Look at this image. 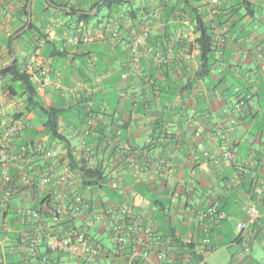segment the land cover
I'll return each mask as SVG.
<instances>
[{
  "label": "crops",
  "instance_id": "1",
  "mask_svg": "<svg viewBox=\"0 0 264 264\" xmlns=\"http://www.w3.org/2000/svg\"><path fill=\"white\" fill-rule=\"evenodd\" d=\"M59 1L83 3V0ZM194 1L200 6L204 20L214 28L210 71L201 74L196 43L200 33L193 17L184 13L179 20L180 14L174 13L169 24L159 20L154 33L160 46L164 45L162 34L166 29L168 34L190 35L185 42L191 47L190 54L185 52L182 41H177L169 51L180 69L175 70L173 62L158 68L145 53L139 61L138 73L124 79L123 72L132 64L126 44L109 37L80 44L69 40L78 29L98 30L107 17L116 11L127 12L131 5L115 7L111 15L107 12L89 23L75 24L61 9L47 8L42 0H32L35 29L14 41V49L45 105L61 111L59 131L66 140H51L45 132L44 119H39L36 112H27L19 118V113L25 111L23 98L4 91L0 92V120L7 118L21 126L20 133L10 142V151L18 152L23 146L41 141L54 148L61 166L79 178L84 177L83 168L95 167L102 170L106 179L110 175L117 177L115 185H111L116 200L110 199L102 187L84 186L82 192L94 197L97 203H127L155 220L165 235H172L169 234L172 230L178 240L172 252L178 264L185 257L199 264L182 247L187 243L195 244L206 264H211L210 258L223 249L226 259L222 264H264V215L251 223L252 251L248 257L242 258V245L236 241L237 224L249 218L240 196L255 199L264 214V195L261 198L255 195L256 185L264 184V0H250L253 14L243 0H219L220 8H224L216 15L208 14L209 0ZM24 2L0 0L2 61L7 57L2 41L25 19L18 13ZM156 4L157 0H136L134 6L146 11ZM225 26L228 31L224 33ZM29 65L35 69H28ZM39 68H45L48 75L40 73ZM148 78L153 82H148ZM78 81L85 89L78 90ZM3 82L12 81L6 78L0 80V84ZM241 96L249 103L234 112ZM90 99L94 100L92 107ZM217 130L222 131L221 136ZM223 140L237 145L238 154L232 162L215 165L213 158L221 154ZM159 156L173 163L171 176L162 175L158 169ZM133 157L143 169L138 180L121 168L124 160ZM35 158L38 170L49 161L40 156ZM182 181L186 186L181 189L177 206L172 208V191ZM214 200L220 202L219 221L212 224L211 245L207 250L200 244L201 234L192 216L197 208L206 209ZM162 206L170 218L163 214ZM94 232L103 244L99 236L105 233L110 246H104L113 248L101 227ZM16 260L22 264L19 258ZM102 260L109 264L108 251Z\"/></svg>",
  "mask_w": 264,
  "mask_h": 264
},
{
  "label": "built area",
  "instance_id": "2",
  "mask_svg": "<svg viewBox=\"0 0 264 264\" xmlns=\"http://www.w3.org/2000/svg\"><path fill=\"white\" fill-rule=\"evenodd\" d=\"M129 11L131 8L127 12L116 11L102 21L96 31L78 29L69 41L80 44L109 37L120 44H126L132 64L127 72H123L124 79L138 73L139 61L145 53L158 68H165L173 62L174 69L179 70L180 65L175 64L176 58L169 51L177 41H182L185 52L190 54L191 47L185 44L191 38L190 35L180 32L171 33L173 37H170L166 29L162 34L164 45L160 46L156 43L158 36L154 28L163 18V5L157 2L135 18ZM207 11L210 15L220 13L219 0H209ZM169 23L168 20L166 24ZM227 31L228 27L225 26L223 32ZM28 69L34 70L35 67L29 65ZM38 70L48 75L45 68ZM148 82L153 80L148 78ZM77 87L78 90L85 89L79 81ZM248 103L246 97L241 96L233 111H240ZM93 105L94 100L90 99L89 106ZM0 129V264H8V255H17L22 264H61L67 260H74L77 264H104L102 258L107 251L110 253L109 264L179 263L176 255L172 254L178 241L175 234L165 235L155 220L127 203H97L94 197L85 195L82 192L83 178L63 168L58 152L44 142L23 146L18 152L10 151L11 140L21 131L19 122L3 118L0 120ZM216 133L222 135L221 130ZM158 139L164 140L163 137ZM29 147H34L32 153L36 155L31 154ZM220 152L218 157L213 158L215 165L221 161L229 163L235 160L238 146L223 140ZM35 156L49 161L41 164L38 170ZM204 156L208 157V153L205 152ZM123 162V172H131L136 180L140 179L143 169L139 160L133 157ZM156 162L162 175H172L174 167L168 158L159 156ZM13 168H17L18 172H14ZM240 170L244 168L240 167ZM116 180L117 177L110 175L105 183L115 185ZM185 186L186 182L182 181L172 191V208L177 206L181 189ZM255 195L258 198L264 195V184L256 185ZM240 201L249 216L237 224L236 241L242 245L241 256L245 258L252 251L251 223L258 222L264 214L255 199L240 196ZM38 203L41 209L35 207ZM9 207L15 213L12 222L5 215ZM219 213L218 200L212 201L206 209L197 208L193 211L192 220L201 234L200 244L207 250L211 245V227L219 221ZM100 227L109 236L113 248H106L92 233ZM181 260L182 264H193L186 257ZM198 263L206 264L205 258Z\"/></svg>",
  "mask_w": 264,
  "mask_h": 264
},
{
  "label": "trees",
  "instance_id": "3",
  "mask_svg": "<svg viewBox=\"0 0 264 264\" xmlns=\"http://www.w3.org/2000/svg\"><path fill=\"white\" fill-rule=\"evenodd\" d=\"M52 1L59 5L69 6L73 10V12H69L66 10H61V12L67 17L71 18L75 24H79L80 22L89 23L93 21L94 19L99 17L102 8H107L109 15H111L112 10L115 7L118 8L126 4L131 5V12L129 11V13H131V15L134 18L138 17V15L141 14L143 11L142 7L135 8L134 3L136 2V0H128V1L83 0V3H77V4H69L59 0H52ZM42 2L45 3L47 8H53L46 0H42ZM86 2L88 4H85ZM157 2L163 5L162 20L165 22H168L169 18L174 13L180 14L179 20L181 19V16L184 13H189L193 17V20L195 21V27L197 31H199L200 33L199 36L196 38V43L199 47L200 60L202 62L201 74L202 75L207 74L210 71L211 53L213 52L214 49V30H213L214 28L212 27L211 22L204 20L203 12L200 10V6L196 4L194 0H173V1L157 0ZM243 2L248 12L253 14L254 8L252 6L251 1L243 0ZM27 4H28V0H25L23 6L18 11V13L21 16H25V19H23L21 25L16 30H14L13 33L8 38L2 41L1 45H4L7 48V53H6L7 57L5 61L0 60V65H6L7 63H9V61L12 58L11 38L13 34H15L17 31L22 29L27 24V20H28ZM232 6H234V4H232ZM95 7H98V9L94 15H90L88 13H81V14L77 13V11L89 12L92 11ZM223 8L220 9L223 10ZM33 14L34 13L32 7V15ZM34 29H35V24L32 22L31 27L23 34L18 36L15 41L19 40L21 37L25 35H28ZM6 78H10L12 82L11 83L3 82L2 84H0L2 87V91H4V93L6 94L10 93L13 95H17L23 98L24 100L25 111L19 113L18 117L23 118L27 112H36V114L39 116V119H44V125L46 127L45 132L51 140H56V141L66 140L65 135L59 131V120L62 116L61 111L58 108L49 107L45 105V103L43 102L41 96L37 91L36 86L32 81L31 74L28 72L27 67L22 66L18 58H16L15 62L11 66L4 69H0V80ZM14 83L15 84L17 83L18 86L14 85ZM17 87L19 88V90L17 89ZM29 151L31 152V154L36 155L35 152L32 153L34 151V147H29ZM82 172L84 176L83 177L84 186L89 185L93 188H98V187L105 188L109 198L112 200H116L115 189L105 183L107 179L106 177H104V174L100 168L97 167L83 168ZM35 207L41 209L39 203L36 204ZM7 209L8 210L5 211V215H7L10 218V221L12 222L15 213L11 207ZM166 210L167 209L164 206L161 207V211L163 212V214L164 213L167 214L168 217L170 218V215ZM170 221L171 220H168V222ZM171 231L172 230L169 231L170 232L169 234L174 235V233H172ZM182 247L185 248V251L191 254L193 262L196 263L201 260L202 254L199 253L197 250H195L194 243H187L185 245H182ZM16 259H18L17 255L13 257L8 255L7 257L8 264H19V261H17Z\"/></svg>",
  "mask_w": 264,
  "mask_h": 264
},
{
  "label": "water",
  "instance_id": "4",
  "mask_svg": "<svg viewBox=\"0 0 264 264\" xmlns=\"http://www.w3.org/2000/svg\"><path fill=\"white\" fill-rule=\"evenodd\" d=\"M48 3L55 7V8H58V9H61V10H66V11H69V12H73V10L69 7V6H65V5H58L56 3H54L52 0H47ZM128 1V0H126ZM97 9L98 7H95L92 11H89V12H86V11H77L78 14H81V13H88L90 15H94L96 12H97ZM27 11H28V20H27V24L22 28L20 29L19 31H17L11 38V48H12V58L11 60L9 61V63H7L6 65H2L0 66V69H4V68H7L9 66H11L16 58H17V54H16V51L14 49V41L15 39L20 36L21 34H23L25 31H27L30 27H31V24H32V0H29L28 1V4H27Z\"/></svg>",
  "mask_w": 264,
  "mask_h": 264
},
{
  "label": "rangeland",
  "instance_id": "5",
  "mask_svg": "<svg viewBox=\"0 0 264 264\" xmlns=\"http://www.w3.org/2000/svg\"><path fill=\"white\" fill-rule=\"evenodd\" d=\"M108 12L107 8H102L100 15L106 14ZM10 94V93H8ZM93 234H96L94 231H92ZM99 238L104 242L105 245L110 246L109 239L107 238L106 234L99 236ZM228 254V253H227ZM220 259V261H218ZM224 259H226V250H220L216 253L213 257L210 258L211 264H222L224 262ZM61 264H77L74 260H67L65 263Z\"/></svg>",
  "mask_w": 264,
  "mask_h": 264
}]
</instances>
